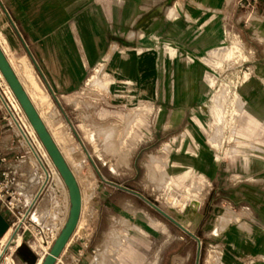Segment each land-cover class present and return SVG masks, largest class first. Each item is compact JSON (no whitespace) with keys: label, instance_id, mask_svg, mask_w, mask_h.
Returning a JSON list of instances; mask_svg holds the SVG:
<instances>
[{"label":"rangeland","instance_id":"obj_1","mask_svg":"<svg viewBox=\"0 0 264 264\" xmlns=\"http://www.w3.org/2000/svg\"><path fill=\"white\" fill-rule=\"evenodd\" d=\"M2 2L29 47L32 39L47 37V10H70L71 16L67 21L71 42L67 43L66 51L72 58L77 52L80 36L79 17L87 15L86 77L82 85L67 97L57 98L59 106H55L57 113L54 118L56 127L61 128L63 136L69 140L67 158L78 168L79 188L84 197L80 225L74 232L78 236L75 238L78 239L75 252L79 250L85 257L82 263L89 264V256L96 252L100 262L104 249L99 248L106 244L111 251L108 257H115L122 249H132L143 256L146 264H195L196 241L152 209L144 201L147 200L178 223L187 224L189 227L186 229L202 239L199 264H231L225 263L224 256L216 247L208 245L209 224H216L212 233L217 239L223 229L229 227L226 224L232 225L244 217L246 213L243 207L250 208L249 212H256L255 195L238 194L237 189L264 186V124H258L256 128L248 124L244 104L239 98L235 100L240 77L248 73L246 68H250L248 62H242L246 58L239 46L240 42L249 41L251 35L248 30L242 28L237 33L232 32L230 42L215 54L208 53L206 58L215 60L211 66L218 76L215 87L204 100L202 118L198 119L194 114L187 116L200 121L199 125H194V129L210 145L215 142L217 155L226 160L223 162V175L227 179L219 182L218 190L207 194L202 192V181L196 175L188 173L184 180L179 179L180 175L176 177L182 172L174 162L176 146L173 141L181 132V129L174 128L180 99L138 97L134 91L108 88L101 84V81H110L111 76L117 80L119 71L114 70V64L117 65L119 60L121 71L126 68V57L138 51L127 44L128 35L120 34L117 30L116 16L125 15L129 5L127 0ZM142 4L136 1L137 6L141 7ZM36 8L40 11L38 17L31 13ZM237 9L246 16L251 26L264 27V0H259L255 9ZM256 11L262 16L257 17ZM6 26L0 10V33ZM141 36L144 37L138 35ZM262 36L255 34L253 39L264 42ZM132 37L136 35L130 34L129 38ZM100 42L101 51L95 49L96 43L99 45ZM146 52L167 58L172 55L171 51L163 49L143 50L138 55ZM224 53L227 58L236 57L227 61L225 68L220 61ZM202 56L197 53L194 61L204 59ZM160 68L162 70L163 66ZM94 76L96 79L93 80ZM90 78L92 80L89 81ZM166 85L174 88L173 81L166 82L161 78L156 82L155 89L161 93ZM190 108L197 109L196 103ZM137 115L139 119L136 120ZM0 123L18 135L11 123ZM31 137L41 157L40 163L48 173L36 207L44 197L48 196L49 199L47 216H44V211L39 219H35L33 208L24 223L23 228L28 230L22 243L29 244L33 252L44 247L40 237L53 244L52 238L58 235L68 215L69 201L67 189L57 170L44 156V149L36 143L39 142L38 137ZM17 139L21 141L19 136ZM183 139L187 141L189 136L184 134ZM22 145L28 151L24 142ZM24 172L23 185L18 184V188H23L26 194L36 193L43 175L41 166L32 155ZM252 172L260 176L252 179L245 177L246 173ZM30 176L35 178L32 183L29 182ZM29 231L36 236V240ZM74 241L70 240V245ZM217 244L214 243V246ZM71 249H65L63 253L64 264H72L64 260L68 255L72 256Z\"/></svg>","mask_w":264,"mask_h":264},{"label":"crops","instance_id":"obj_2","mask_svg":"<svg viewBox=\"0 0 264 264\" xmlns=\"http://www.w3.org/2000/svg\"><path fill=\"white\" fill-rule=\"evenodd\" d=\"M136 1L143 3V6H137ZM127 2L129 5L125 15L116 16L117 30L120 34L126 33L128 35L127 44L132 48H137L138 51L126 57V68L121 71L118 66L119 60L117 65L114 64V70L119 71L117 80L111 76L110 81H101V84L108 88L115 86L120 90L137 91L138 97L159 96L180 99V108L175 114L174 128L175 130L181 129V132L180 136H176L173 141L176 146L174 162L182 172L176 177L180 175L179 179L184 180L190 173L202 181L203 193L209 194L213 190H218L219 182L227 179L223 175L225 172L223 162L226 160L217 155L214 149L215 142L210 145L194 129V125L200 124L198 119L202 118L204 100L209 97L218 77L211 69L215 60H209L206 56L208 53L215 54L223 45L230 42L232 32L237 33L241 31L238 29L242 28L248 30L251 35L249 41L240 42L239 46L246 58V61L242 62H248L250 68H246L248 73H245V77L243 75L240 77L235 100L239 98L242 101L245 113L248 115V124L256 128L258 124H264V42L255 41L253 38L255 34L264 35V27L251 26L246 16L238 12L237 0H127ZM0 10L7 25L0 33V47L32 104L38 106L37 103L42 102L45 106L49 114L46 128L59 150L66 153L69 140L63 136V130L55 125L54 118L57 113L55 106H59L57 98L67 97L71 91L82 85L86 77L87 15L83 14L79 17L80 36L77 42V52L72 58L69 51H66L67 43L71 42L70 26L67 21L71 16L70 10H47V37L32 39L30 47L20 34L2 0H0ZM39 12L37 8L31 10L36 17L39 16ZM255 15L262 16L259 11H256ZM130 34L136 37L130 39ZM138 35H144V37H138ZM95 49L101 51L102 43L100 42L99 45L96 43ZM157 49L169 50L172 55L168 58L154 52L138 55L143 50ZM237 49L239 50L238 47ZM197 53L202 54L204 59L194 61ZM235 59L236 57L227 58L224 53L220 61L225 68L228 66L227 61ZM160 66H163L162 70ZM94 78L96 79V76ZM161 78L166 82L173 81L174 88L171 89L166 85L159 93L160 90L157 91L155 87L156 82H159ZM194 103L197 109L190 108ZM214 107L218 110V106L214 105ZM142 109L141 111H144ZM190 114L196 115L198 119L187 118ZM135 118L139 119V115ZM185 121H187L186 124ZM184 134L189 136L187 141L183 139ZM34 151L36 154L33 152V156L17 139L13 129H7L6 125L0 123V183H6L2 173L10 171L14 182L9 187L12 195L19 200L17 209L19 213H23L29 206L44 183L43 180L46 179L40 157L35 149ZM179 152H182L180 158ZM31 155L41 166L43 178L36 193L26 194L23 188H18V184L23 185L24 167L30 163ZM2 159L3 162H1ZM68 165L79 186L78 168L73 163ZM258 176L260 175L254 172L245 174V177L251 179ZM34 179V176H30L29 182L32 183ZM189 189L188 192H190ZM237 191L238 194L255 195L254 209L256 212H249L250 208L243 207L246 213L244 217L232 225L226 224L229 227L223 229L217 239L212 233L216 224H209L206 240L210 247H216L224 256L225 263L264 264V196H261L264 195V186H245L238 188ZM80 194L81 214L75 231L79 228L83 212L84 197L81 190ZM44 202L46 205L44 216H47L48 196L44 197L40 204ZM2 215L7 221L12 219L8 213H2ZM65 222L66 220L60 226V231ZM181 225L185 228L189 227L187 224ZM77 237L76 233L72 235L66 245V250L72 248V254L75 253L74 247L78 240L75 238ZM195 237L202 243L200 237ZM72 239L75 241L70 245ZM216 242L219 244L214 246ZM99 249H104V251L98 264H146L143 256L132 249L129 251L120 249L121 251L115 257L107 256L111 254L108 245L105 244ZM96 253L89 256V264L92 262L91 258L97 255Z\"/></svg>","mask_w":264,"mask_h":264},{"label":"water","instance_id":"obj_3","mask_svg":"<svg viewBox=\"0 0 264 264\" xmlns=\"http://www.w3.org/2000/svg\"><path fill=\"white\" fill-rule=\"evenodd\" d=\"M0 73L2 74L4 80L8 84L11 92L13 93L15 99L17 100L20 108L24 112L28 121L30 122L32 128L34 129L38 139L40 140L42 146L47 152L49 158L51 159L53 166L57 170L59 176L61 177L69 196V213L66 222L61 229L59 235L53 242L49 249V253L46 255L42 264H56L57 258L61 256L66 248L69 239L74 234L77 227V223L80 216L81 210V194L78 183L74 178L70 168L62 157L58 147L53 141L50 133L40 119L36 109L34 108L32 102L24 91L22 85L14 74L6 56L4 55L0 47ZM152 209H154L162 217L170 221L173 225L178 227L181 231L193 238L197 243V253L196 262L199 264L200 252H201V242L190 233L186 228H184L180 223L172 219L165 212L160 210L156 205L144 200ZM10 228L9 223L6 221L4 216L0 213V238H2L5 233ZM16 256L20 264H36L37 257L33 255L29 247L22 243L20 247L16 250Z\"/></svg>","mask_w":264,"mask_h":264},{"label":"built area","instance_id":"obj_4","mask_svg":"<svg viewBox=\"0 0 264 264\" xmlns=\"http://www.w3.org/2000/svg\"><path fill=\"white\" fill-rule=\"evenodd\" d=\"M258 1L259 0H237L236 6L242 10L255 9ZM14 104H16V101L14 100V98L10 97L9 94L7 95L5 85L0 77V121L11 123L18 132L17 136L20 137V140L24 142L27 147V140H25L27 139V136L25 137V135L27 134V128L24 123V116L21 109ZM29 142L32 147L28 145L27 149L28 152L33 155V151L34 149H36V146L33 140H31V138L29 139ZM1 162H3V159L1 160ZM2 177L6 181V183H0V213H8L12 217L10 221H6L9 223L10 227L14 228L15 235L20 236L22 244L23 236L26 230H28L27 228H23V226L27 217L30 215L32 207H30L29 205L23 213H19L17 211L19 206V200L12 195V192L10 191L9 187L10 184L14 182V177L11 175L10 171L2 173ZM44 188L45 184L43 185L40 191L41 195ZM29 233L31 232L29 231ZM31 235L33 236L32 233ZM26 245L28 246V244ZM17 248L18 246L13 241L10 243V248L4 249L2 246H0V264H20L16 256ZM49 248L50 246L48 247L47 251L49 250ZM63 253L59 257V259L56 260V264H64V262L62 261ZM84 259V255L79 250L72 254V256L68 255V257L64 258L65 261L72 264H83L82 262Z\"/></svg>","mask_w":264,"mask_h":264},{"label":"bare ground","instance_id":"obj_5","mask_svg":"<svg viewBox=\"0 0 264 264\" xmlns=\"http://www.w3.org/2000/svg\"><path fill=\"white\" fill-rule=\"evenodd\" d=\"M120 56V55H119ZM145 57V56H144ZM143 57V58H144ZM147 59V58H146ZM143 60V59H142ZM145 64V63H144ZM119 66V65H118ZM0 77H1V79H2V81H3V83H4V85H5V90H6V93H7V95L9 94L10 95V97H12V98H14V100L16 101V104H14V105H16V106H18V107H20L19 106V104H18V102H17V100L15 99V97H14V95H13V93L11 92V90H10V88H9V86H8V84L6 83V81L4 80V78H3V76H2V74L0 73ZM124 77V76H123ZM133 78V77H132ZM95 78L93 77V80H94ZM92 80V79H91ZM135 82V81H134ZM121 83V82H120ZM119 83V84H120ZM136 83V82H135ZM144 86V85H143ZM145 86H146V84H145ZM115 87V86H114ZM132 87H134V86H132ZM137 88V87H136ZM133 89V88H132ZM147 90V89H146ZM136 91V90H135ZM143 91V90H142ZM137 92V91H136ZM28 96V95H27ZM143 96V95H142ZM34 105V104H33ZM37 105L38 106H36V105H34V107L36 108V110H37V113H38V115H39V117H40V119L42 120V122H43V124L45 125V127H46V121H47V119H48V113H47V110H46V108H45V106L43 105V103L42 102H39V103H37ZM21 109V108H20ZM22 113H23V116H24V123H25V125H26V128H27V134L25 135V137L27 138V139H25V140H27L26 141V144H27V146L28 145H30L31 147H32V145L30 144V142H29V139L31 138V140H33L32 139V137H31V135L34 137V139H37L35 136H37L36 135V133H35V131H34V129L32 128V126H31V124H30V122L28 121V119H27V117L25 116V114H24V112L22 111ZM27 122V123H26ZM258 123V122H257ZM28 124V125H27ZM28 127H29V129H30V133H31V135H30V133H29V129H28ZM52 137V136H51ZM29 138V139H28ZM52 139H53V137H52ZM35 141H37V140H35ZM54 141V140H53ZM34 142V141H33ZM36 143H38L39 144V147L40 148H43L44 149V147L42 146V144H41V142H40V140H39V142H36ZM56 144V143H55ZM57 146V145H56ZM59 149V148H58ZM36 150V149H35ZM65 150V149H64ZM37 151V150H36ZM60 151V150H59ZM66 151V150H65ZM34 153H35V151H33ZM60 153H61V155H62V157L64 158V160H65V162L67 163V165L68 164H72L71 162H69V159L67 158L68 156H67V154L65 153V152H62V151H60ZM36 154V153H35ZM37 154H38V151H37ZM43 154H44V156L48 159V161L50 162V165L53 167V168H55L54 166H53V163H52V161H51V159L49 158V156H48V154H47V152L45 151V149L43 150ZM39 155V154H38ZM34 156V155H33ZM36 156V155H35ZM37 157V156H36ZM40 157V156H39ZM41 158V157H40ZM39 158V159H40ZM41 160V159H40ZM68 167H69V165H68ZM71 170V169H70ZM45 171V175H46V178H47V175H48V173H47V171L46 170H44ZM72 172V171H71ZM58 173V172H57ZM73 174V173H72ZM74 176V175H73ZM58 177H59V174H58ZM61 178V177H60ZM75 178V177H74ZM44 181V180H43ZM46 183V181L41 185V187H40V189H39V191L36 193V195L34 196V198L31 200V202H30V207H32V209L34 208L35 210H34V213L32 212V214H33V216H34V218L35 219H39L41 216H42V213L45 211V209H46V205H45V202L44 203H41V204H39L37 207H36V205L38 204V201H39V199H40V197H41V194H40V191H41V189H42V187H43V185ZM64 184V183H63ZM68 192V191H67ZM68 195V194H67ZM88 196V195H87ZM68 199H69V196H68ZM81 200H82V198H81ZM82 202V201H81ZM36 207V208H35ZM69 213V212H68ZM80 214H81V210H80ZM32 217V216H31ZM80 217V216H79ZM31 222L33 223V221L31 220ZM36 223H33V225H35ZM78 224V223H77ZM36 226V225H35ZM23 227H25V226H23ZM59 232H60V229L58 230V235H59ZM57 235V236H58ZM57 236L55 235L53 238H52V242H54L55 241V239L57 238ZM41 238V243H42V245L44 246L43 247V249H39V251H33L34 252V254L33 255H35L36 257H37V262H36V264H42L43 263V261H44V259H45V257H46V255L49 253V251H47V249H48V247L49 246H51L50 245V243L51 242H46V241H44L43 239H42V237H40ZM33 240H36V236L34 237V239ZM14 242L18 247H20V245H21V238H20V236L19 235H15V232H14V228L13 227H10L9 229H8V231L5 233V235L2 237V239L0 238V246H2L4 249H6V248H10V243L11 242ZM52 244V243H51ZM28 247H29V249H30V251L32 250L31 249V246L28 244ZM32 252V251H31ZM32 252V253H33ZM59 258H57V260H58ZM92 260V262H91V264H98V258H97V255L95 256V257H93V258H91Z\"/></svg>","mask_w":264,"mask_h":264}]
</instances>
